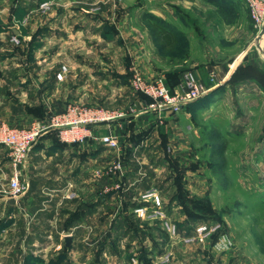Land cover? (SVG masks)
I'll use <instances>...</instances> for the list:
<instances>
[{"label":"rangeland","instance_id":"1","mask_svg":"<svg viewBox=\"0 0 264 264\" xmlns=\"http://www.w3.org/2000/svg\"><path fill=\"white\" fill-rule=\"evenodd\" d=\"M137 74L211 89L156 109ZM69 104L123 112L99 124L123 121L119 147L100 130L32 160L50 132L16 165L0 144V264H264V37L244 0H0V123Z\"/></svg>","mask_w":264,"mask_h":264},{"label":"built area","instance_id":"2","mask_svg":"<svg viewBox=\"0 0 264 264\" xmlns=\"http://www.w3.org/2000/svg\"><path fill=\"white\" fill-rule=\"evenodd\" d=\"M244 4L251 13L255 30L259 36L264 28V0H244ZM132 86L135 90L157 101L152 105L153 108L173 107L175 110H180L186 102L201 97L211 89L204 87L191 74L186 76L183 94H171L162 78L146 80L138 74L133 78ZM123 115H125L123 112L104 106L69 104L60 110L48 113L44 120L37 121L30 126H11L1 122L0 144L10 149L16 165L18 163L25 165L30 150L43 135L53 132L65 144L83 143L96 139L97 125L117 120ZM100 139L110 149L119 147V141L113 134L103 135ZM21 172V169H16L10 180V188L15 195H21L27 191V184L21 179Z\"/></svg>","mask_w":264,"mask_h":264},{"label":"crops","instance_id":"3","mask_svg":"<svg viewBox=\"0 0 264 264\" xmlns=\"http://www.w3.org/2000/svg\"><path fill=\"white\" fill-rule=\"evenodd\" d=\"M58 110H60L62 107L61 106H57ZM121 122L123 121H118L117 123H109L107 124V126H96V131H100L102 133L106 132V133H112L114 135H118V129L117 127L122 126ZM104 130V132H103ZM101 135V134H100ZM56 140V139H54ZM59 140V139H58ZM89 142V141H86ZM65 143L59 141H51L50 139H44L41 142H39L37 145H35L34 149H33V154H32V160H36L39 159L41 160L42 156L44 157L45 154L46 155H50L53 151H57V150H62V149H67V147H64ZM96 145L94 142L91 143V146ZM47 151V152H46ZM52 158V155L50 156ZM43 163V162H42ZM44 165V164H43ZM39 172L37 173H42V168L40 167L38 169ZM46 188V187H44ZM66 188V187H65ZM55 190V189H64V187L62 186H52L47 188V190Z\"/></svg>","mask_w":264,"mask_h":264},{"label":"trees","instance_id":"4","mask_svg":"<svg viewBox=\"0 0 264 264\" xmlns=\"http://www.w3.org/2000/svg\"><path fill=\"white\" fill-rule=\"evenodd\" d=\"M152 26L158 42L164 49L172 51L178 47L179 36L176 31L168 29L167 27L156 21H152Z\"/></svg>","mask_w":264,"mask_h":264},{"label":"water","instance_id":"5","mask_svg":"<svg viewBox=\"0 0 264 264\" xmlns=\"http://www.w3.org/2000/svg\"><path fill=\"white\" fill-rule=\"evenodd\" d=\"M263 34H264V28L260 32L259 37L263 36ZM65 240H66V245L70 246V243H71V240H72V236L71 235H67Z\"/></svg>","mask_w":264,"mask_h":264},{"label":"bare ground","instance_id":"6","mask_svg":"<svg viewBox=\"0 0 264 264\" xmlns=\"http://www.w3.org/2000/svg\"><path fill=\"white\" fill-rule=\"evenodd\" d=\"M264 37V36H263Z\"/></svg>","mask_w":264,"mask_h":264}]
</instances>
